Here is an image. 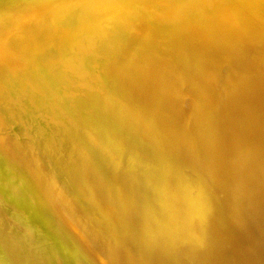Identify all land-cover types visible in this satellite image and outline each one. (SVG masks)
Instances as JSON below:
<instances>
[{"label":"bare ground","instance_id":"6f19581e","mask_svg":"<svg viewBox=\"0 0 264 264\" xmlns=\"http://www.w3.org/2000/svg\"><path fill=\"white\" fill-rule=\"evenodd\" d=\"M0 264H264V0H0Z\"/></svg>","mask_w":264,"mask_h":264}]
</instances>
